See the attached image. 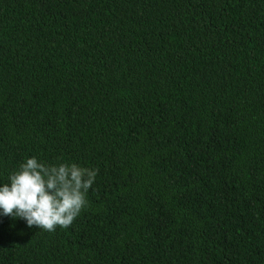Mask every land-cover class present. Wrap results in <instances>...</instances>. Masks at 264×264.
Returning <instances> with one entry per match:
<instances>
[{
  "label": "trees",
  "instance_id": "obj_1",
  "mask_svg": "<svg viewBox=\"0 0 264 264\" xmlns=\"http://www.w3.org/2000/svg\"><path fill=\"white\" fill-rule=\"evenodd\" d=\"M98 169L0 264H264V0H0V185Z\"/></svg>",
  "mask_w": 264,
  "mask_h": 264
},
{
  "label": "clouds",
  "instance_id": "obj_2",
  "mask_svg": "<svg viewBox=\"0 0 264 264\" xmlns=\"http://www.w3.org/2000/svg\"><path fill=\"white\" fill-rule=\"evenodd\" d=\"M98 171L76 163L26 158L0 185V216L46 232L68 228L88 206L87 192Z\"/></svg>",
  "mask_w": 264,
  "mask_h": 264
}]
</instances>
